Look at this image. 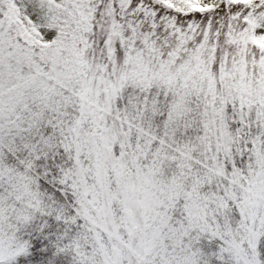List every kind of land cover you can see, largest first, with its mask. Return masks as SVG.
I'll return each instance as SVG.
<instances>
[{
  "label": "snow or ice",
  "instance_id": "obj_1",
  "mask_svg": "<svg viewBox=\"0 0 264 264\" xmlns=\"http://www.w3.org/2000/svg\"><path fill=\"white\" fill-rule=\"evenodd\" d=\"M0 264H264V0H0Z\"/></svg>",
  "mask_w": 264,
  "mask_h": 264
}]
</instances>
